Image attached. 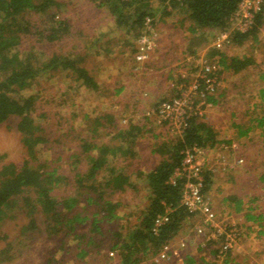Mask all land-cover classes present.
I'll list each match as a JSON object with an SVG mask.
<instances>
[{
    "label": "trees",
    "instance_id": "obj_1",
    "mask_svg": "<svg viewBox=\"0 0 264 264\" xmlns=\"http://www.w3.org/2000/svg\"><path fill=\"white\" fill-rule=\"evenodd\" d=\"M90 1L97 3L96 7L110 17L114 34H130L137 45L148 25H152L160 37L157 30L161 25L178 29L188 21L190 25L185 31L190 37L184 52L196 56L198 48L213 43L218 34L228 32L229 42L224 43V47L211 44L208 49L206 62L217 67L209 76H216L218 82L224 72L236 75L256 63L253 56L229 55L226 47H239L250 41L260 43L259 35L264 29V2L255 16L253 27L242 33L231 30L240 0ZM66 6L64 0H0V123L17 119L16 128L25 150L20 163L6 161V154H0V264L15 261L30 249L37 233L34 231L41 222L48 237L61 238L58 252L73 255L65 245L68 240L76 241L79 252L75 253L74 259L85 258L94 249L104 264H112L114 254L118 258L117 264L170 262L175 258L178 238L195 214L180 201L184 180L172 184L169 178L181 164L187 148L199 146L208 150L221 144L231 145L232 141L205 120V114L192 113L182 135L172 132L167 120L159 122V106L174 95L156 104L151 112L156 114L157 122L153 120L144 126L129 123L120 128L114 125L112 114L100 113L91 120L87 135L81 138V151L72 156L74 175L63 174L60 165L53 166L51 160L42 156L45 148L56 141L52 126L40 122L48 121L50 115L47 110L41 111L40 104L44 101L40 91L31 88L42 77L51 78L57 72H65L77 90L97 91L100 83L89 56L105 35L111 39V35L101 32L92 36L90 41L77 43L71 51H65L64 42L72 27L71 21L61 15ZM170 16L175 17V23L173 19L165 20ZM80 33L81 38L84 33ZM29 41L33 42L30 47L27 45ZM138 50L134 49L135 53ZM260 78L264 81V72ZM189 81L184 77L176 84L187 85ZM200 83L198 91L203 96L199 97L204 100V106L220 104L223 93L219 92V87L210 92L205 88V78H201ZM173 89L177 93L182 90L175 86ZM122 90L120 87L115 92L119 94ZM257 91L259 102L247 110L246 122L234 123L240 139L252 138L257 131L264 137V86ZM51 121L57 124L56 120ZM157 127L159 132L155 133ZM108 130L113 134L107 141L105 138L112 132ZM149 132L156 141L152 152L159 158L154 166L143 170L135 163L139 159L138 137ZM213 175L210 170L204 172L205 194L211 188ZM61 185L65 191L55 196L56 188ZM137 199L140 202H136ZM224 200L234 202V211L243 214L242 225L248 229L249 221L260 225L264 222V212L259 211L254 199L249 201L247 208L234 195L224 197ZM81 203L86 204L81 206ZM80 207H83L82 211H79ZM165 213L168 219L155 230L156 219ZM19 215L24 216L25 222L12 234L6 232L3 224ZM121 220L126 226L104 230L103 224ZM88 222L91 225L89 232L80 233V226ZM258 233H264V228ZM211 244L215 247L209 252L212 260L201 257L197 262L193 254L187 253L177 259L178 263L220 264L215 260L218 243H207ZM20 245L22 248L17 247ZM164 249L167 255L162 258L160 252ZM57 253H50L43 264H60L62 259H54Z\"/></svg>",
    "mask_w": 264,
    "mask_h": 264
},
{
    "label": "rangeland",
    "instance_id": "obj_2",
    "mask_svg": "<svg viewBox=\"0 0 264 264\" xmlns=\"http://www.w3.org/2000/svg\"><path fill=\"white\" fill-rule=\"evenodd\" d=\"M64 2L67 6L61 15L68 18L72 25L70 34L64 42L65 51H71L72 46L77 43L90 41L92 36H98L101 32L111 35L110 40L105 35L102 42L93 48L95 52L89 56V61L100 83L97 91L92 92L86 88L77 90L65 72H57L51 78L42 77L31 88L41 93V100L44 101L40 104L41 111L47 110L50 118L48 121L44 119L40 122L52 126V134L56 140L45 148L46 150L43 151L45 155L42 156L51 160L53 166L60 165L63 174L72 176L74 175L72 166L74 157L72 156L81 151L79 143L81 138L87 135L92 119L98 117L100 113H109L115 120L114 125L117 124L120 128L129 123L144 126L153 120L157 122L156 114L151 112L152 109L163 98L177 95L176 90L173 89V86L177 87V80L186 77L190 80L189 82H193L196 79L201 73L202 63L207 61L208 49L213 43L198 48L197 57L190 55L184 52L189 43L187 38L190 37L185 30L190 23L186 21L183 23L184 27L180 25L178 29H172L169 25L167 27L163 24L164 27L161 25V28L157 30L160 37L158 36L156 45L147 52V58L140 60L137 58L138 53L134 51L139 46L138 42L130 34L126 36L123 33H121L123 35L114 34L110 17L103 9L96 7L97 3L90 0H64ZM171 19L175 23V17L170 16L165 20ZM80 31L84 33L81 38L78 36ZM32 44V41L27 43L29 47ZM226 52L229 55L253 56L256 63L236 75L224 72L220 76L218 86L219 92L223 93L220 104L205 110V120L230 139L231 143L237 144L236 149H232V144L226 150L218 146L214 149V153H221V156L225 158L224 162L228 163L234 156L243 158V162L230 171L214 172L211 188L207 192L219 216L218 227L223 229L222 222L231 226L236 223L242 233L240 242L231 253L217 257L215 260L220 264L226 261L229 264H264V233H258L259 230H263L264 222L260 225L249 221L248 229L246 225H242L243 214H237L234 211V202L224 200V197L229 198L234 195L241 199L247 208L250 206L249 201L254 199V204L258 206L259 211L264 212V137L260 135V131H257L252 138L240 139L234 126V123H245L249 117L247 110H251L253 104L259 102L257 90L264 86V81L260 78L261 73L264 72V43L250 41L239 47L227 46ZM169 76L172 77L169 78ZM120 87L123 90L118 94L115 91ZM51 120H56L57 124L52 123ZM16 122V118H11L0 123V154H6V161L13 160L20 163L25 157V150ZM143 130H145L144 127ZM157 132H159L158 127L155 129V133ZM112 134L113 131L105 140L108 141ZM155 143L152 132L138 137L139 159L135 160V163L143 170L151 168L158 161L159 157L152 152ZM83 165L84 163L81 167ZM62 189H64L62 185L56 188L54 195H61L65 191ZM140 198L142 200L143 195ZM138 199L136 202H140ZM85 204L81 203V206ZM82 209L83 207H80L79 211ZM191 221L177 240L175 258L170 262L163 261L161 264H179L177 259L187 253L193 254L197 262L201 257L212 260L213 257L209 252L215 247L213 244L207 245L208 242L204 243L202 236L195 231V226L204 225L203 218L201 215H195ZM24 222V216L19 215L3 224V228L12 234L15 228H19ZM103 225L104 230H116L121 225L126 226L124 220ZM90 229L91 225L88 222L80 226V233L89 232ZM34 232L37 233L34 241H31L30 249L17 260L5 264H43L50 257V253L58 252L61 238L48 237L42 222ZM23 240L25 241L26 238ZM17 247L22 248L21 245ZM65 247L72 251L73 255L58 252L54 259H62L60 264H104L101 256H98L94 249L85 258L74 259L75 253L79 252L75 240H68ZM114 255L112 264H117L118 258ZM56 263L51 262V264Z\"/></svg>",
    "mask_w": 264,
    "mask_h": 264
},
{
    "label": "built area",
    "instance_id": "obj_3",
    "mask_svg": "<svg viewBox=\"0 0 264 264\" xmlns=\"http://www.w3.org/2000/svg\"><path fill=\"white\" fill-rule=\"evenodd\" d=\"M264 0H240L238 9L232 18L231 30L239 32L249 31L254 23L255 16L262 9ZM158 33L152 25H148L144 34L139 39L138 59L147 58L149 52L155 45ZM259 38L264 43V29L261 31ZM229 42V33L222 32L213 40V45L223 47L224 43ZM147 55V56H146ZM215 64L203 63L201 73L193 82L187 85L184 83L176 84L178 89H182L172 99L164 101L157 111L158 121L167 120L170 130L178 135H182L187 127V119L192 113L204 115L210 105L204 106V100H200L203 93L198 91L201 85L200 79L205 78V88L213 92L218 88L219 82L216 76L210 77L209 74L216 69ZM199 102L196 103V101ZM205 116V115H204ZM232 149H236V143H231ZM230 145L221 144L219 148L225 149ZM217 148V147H216ZM214 149H204L199 146L187 148L184 151L181 164L174 170L169 178V182L176 184L179 180H184L181 194V203L193 214L201 215L204 225L195 226V231L202 236L205 242L219 243L218 257L224 256L227 252L232 251L241 240V229L236 223L232 226L222 222V228L218 227L220 223L219 216L216 214L211 198L203 192L204 172L210 170L214 172H227L236 168L243 162V158L232 157L228 162L221 153L215 154ZM229 149V148H228ZM169 210V207H167ZM168 219V214L160 215L155 221L154 229L156 230L162 223ZM205 227L208 229H205ZM204 243L202 245H204ZM166 249L160 252V257H165Z\"/></svg>",
    "mask_w": 264,
    "mask_h": 264
}]
</instances>
